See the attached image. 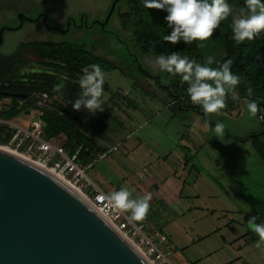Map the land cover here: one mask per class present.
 I'll use <instances>...</instances> for the list:
<instances>
[{"label": "rangeland", "instance_id": "obj_1", "mask_svg": "<svg viewBox=\"0 0 264 264\" xmlns=\"http://www.w3.org/2000/svg\"><path fill=\"white\" fill-rule=\"evenodd\" d=\"M235 1L232 5L234 12L245 3V0ZM111 3L112 0H0V32L6 29L2 34L0 54L10 55L20 44L31 41L69 43L83 46L115 64L116 69L103 70V112L91 114L84 108L74 110L69 102L78 96L68 90H62L60 86L54 87L51 102L48 104L53 110L59 109L60 117L72 120L83 134L97 142L96 159L87 164L89 168L85 171L89 179L96 182L95 174H101L111 183L117 184L119 176L127 174L137 184L140 178L132 170L135 167L133 161L137 160L136 152L128 151V142L124 144L121 141L114 146L108 157L104 155L105 147L107 143L116 141L117 136L135 128L134 125L130 127L127 124L126 129H123V120L126 119L123 115L132 114L133 106L143 112L141 117L137 118L136 126L142 125L138 127L137 134L132 139L136 136L142 137L146 132L151 133L155 123L165 129L161 122L165 113L162 111L163 99L167 93L161 85L167 86L169 77L166 71L154 66L155 56L141 54L135 44L132 29L123 28L119 14L129 10L130 6L126 1L116 7L107 25L101 26L108 16ZM41 15L45 16L48 27L42 20L33 21ZM80 15L86 16V25L75 27L71 22V26L67 27L68 18L79 24ZM21 16L24 22L20 27ZM158 28L164 36L171 33L166 22H158ZM116 37H119L122 43L118 42ZM219 46L218 37L213 36L202 42L201 48L206 53L205 57L213 56L215 61L224 55ZM217 50L218 53L215 52ZM22 61L24 64L19 66L18 73L43 70L38 64L39 58L28 49L22 50ZM139 63L152 76L144 75ZM169 99L172 98L169 96ZM245 99L251 100L243 98L238 110H222L221 115L213 114L207 119L195 110H190L188 114L184 112L192 130L204 143L199 156L203 158L201 163L209 166L211 162H216L218 170L209 171L210 178L203 175L202 181H198L195 187L201 197L194 198L192 203L200 208L199 210L184 214L163 211L159 214H147L150 221L156 227L164 228L169 237L171 260L174 264H226L237 258L235 250L229 249V242L234 236L242 234L244 227L248 230L247 221L256 216L257 223H264V163L251 142H241L227 136L229 134L243 139L263 129L258 113L255 118L249 116L243 103ZM148 101L153 109L147 112L143 109ZM3 103L10 105L12 101L5 99ZM36 120L34 114L23 112L11 122L23 128H30ZM217 121L226 125L225 134L218 138L213 130ZM122 137L120 136V139ZM145 144V148L139 147L138 151L146 152L150 144ZM0 147L9 148L8 145ZM115 147L116 150H113ZM9 149L15 150L14 147ZM18 150L19 154L26 156L23 152H27L29 147L25 145ZM116 186L118 188L119 185ZM124 187L127 188V185ZM135 193L134 198L141 196L136 189ZM257 238L259 239L258 236ZM233 245L237 248L235 242ZM263 255L262 249L254 245L251 250L241 254L244 261L236 264H264Z\"/></svg>", "mask_w": 264, "mask_h": 264}, {"label": "trees", "instance_id": "obj_2", "mask_svg": "<svg viewBox=\"0 0 264 264\" xmlns=\"http://www.w3.org/2000/svg\"><path fill=\"white\" fill-rule=\"evenodd\" d=\"M125 1L130 8L119 14L122 26L124 29H132L135 44L142 55L157 57L161 54L168 55L171 52H179L181 56H187L190 60L194 59L201 64L205 62L206 53L201 48L200 41H195L190 45H186L183 41L176 45L164 41V35L158 28V22L167 23L165 17L168 13L166 10L147 9L144 7L143 0H119L116 7ZM227 2L232 6L236 1L227 0ZM231 20L230 16L228 20L221 22L220 27L214 31L213 36L218 37L219 50L221 49L224 55L215 60L211 67H219L225 61L231 60L233 62L231 71L240 77V84L236 91L241 100L243 98L254 100L261 109L258 115L259 113L264 114V31L252 41L246 40L242 44H237L232 39ZM116 39L122 43L119 37ZM23 49L32 51L39 58L38 64L43 69L42 71L17 72L19 66L24 64L22 61ZM215 52L218 53V50ZM91 64H98L105 71L117 68L103 56L96 55L83 46L69 43L31 41L20 44L16 51L10 55L0 54V102L5 99L12 101V104L0 110V120L9 122L23 112L34 114L36 121H41L43 124L41 137L69 157L77 153L80 165L87 167V164L96 159L97 142L83 134L72 120L60 117L59 109L32 112L30 107L24 105L23 101L16 98L15 95L37 93L48 94L51 97L54 87L60 86L62 90H68L79 96L81 89L77 82L78 76L83 74V68ZM139 66L144 75L152 76L141 63ZM167 75L169 77V96L175 106L183 108L186 106V100H190L187 94L188 85L186 82H182L179 75L170 73ZM248 86L254 90L251 97H248L246 92ZM230 99L229 96L227 101ZM188 108L200 112L207 119L201 106L189 105ZM262 125L263 129L254 132L253 137L239 139L229 134L227 136L241 142H251L257 155L264 163V124ZM11 137L7 126L0 124V145H8Z\"/></svg>", "mask_w": 264, "mask_h": 264}, {"label": "water", "instance_id": "obj_3", "mask_svg": "<svg viewBox=\"0 0 264 264\" xmlns=\"http://www.w3.org/2000/svg\"><path fill=\"white\" fill-rule=\"evenodd\" d=\"M118 1L111 3L102 27ZM36 100L34 96L27 103ZM0 264L153 263L49 169L0 149Z\"/></svg>", "mask_w": 264, "mask_h": 264}, {"label": "clouds", "instance_id": "obj_4", "mask_svg": "<svg viewBox=\"0 0 264 264\" xmlns=\"http://www.w3.org/2000/svg\"><path fill=\"white\" fill-rule=\"evenodd\" d=\"M147 9L166 10L165 17L169 35L163 37L164 41L176 45L183 41L190 45L195 41L202 42L211 39L214 31L220 27L221 22L231 16L232 39L237 44L246 40H254L264 31V0H245L244 6L234 12L227 0H143ZM214 57L208 56L203 64L181 56L179 52L157 56L153 64L161 71L179 75L182 82H186L187 94L194 105L202 108L205 117L221 115L227 107V98L239 102L240 95L236 91L240 84V77L231 71L232 61L227 60L219 67H211ZM79 78L80 95L72 103L74 110L86 109L89 113L103 112L104 101L103 85L105 73L98 64H91L82 69ZM248 97L254 90L251 86L246 89ZM249 116L255 118L261 111L254 100L243 101ZM209 127L211 125L209 124ZM226 125L217 121L214 126L215 136L218 138L225 134ZM109 205L123 213H127L130 222L142 221L150 210L152 193L132 198V193L125 187L111 192L105 196ZM257 217L252 216L247 221V227L258 237L255 246L264 247V223H257Z\"/></svg>", "mask_w": 264, "mask_h": 264}, {"label": "crops", "instance_id": "obj_5", "mask_svg": "<svg viewBox=\"0 0 264 264\" xmlns=\"http://www.w3.org/2000/svg\"><path fill=\"white\" fill-rule=\"evenodd\" d=\"M161 87L167 93L163 99L162 111L165 113L163 121L161 122L165 129L163 130V128H160L161 126L155 123L153 128H151V133L146 132L142 137L136 136L135 139H132L137 134L138 127L142 125L136 126L137 120L141 117V112H143L142 110L139 111L137 106H133L135 109H132V114L125 115L122 113L125 116L124 118H126L123 120V129H126L125 126L127 124L130 127L134 125L135 128L130 129L129 132H125L124 135H120L123 136L121 139L120 136H117L116 141L107 143V147H105L104 155L108 157L113 152L112 148L114 146L121 143V141L124 144L128 142V151H131V153L136 152L137 160L133 161L135 167L132 170L136 172L140 178V182L136 184L127 174L119 176L122 181L119 182V180L117 184L111 183L106 176L101 174H95L94 180L97 183L90 180L106 195L118 191L126 185L127 189L132 193V198H134L133 194L135 193V189L141 196L149 192L152 193V200L150 201L151 207L148 213L159 214L162 211L166 213H190L196 209H200L192 203L194 202V198L199 199L201 197L195 190L198 181H202L203 175H207L210 178L209 175L211 176V173L209 171H217L218 165L216 162H211L209 166L201 163L203 158H199V156H201L200 154L203 151L204 143L197 136L196 132L192 130L191 123L188 121L189 119H187L186 113H184L187 112L188 114L193 109L188 108L189 106L187 105L183 108L175 106L172 99H169L168 85H161ZM240 101L236 102L232 99L226 101L227 107L224 110L227 112L238 110ZM149 102L143 109L144 111H152L153 106L150 108L152 104ZM154 107H156L155 104ZM145 143L150 144L146 152L138 151L139 147L144 146L145 148ZM94 164H96V161ZM116 185H119L118 188H116ZM137 223L143 225L145 232L149 235H155L156 233L166 235L164 228L161 226L156 227L150 221L148 215L144 220L138 221ZM257 241V235L249 228L247 230L244 227L242 234L234 236L233 240L229 242V249L232 251L235 250L237 258L228 261L226 264H236L237 262L244 261V257L241 254L246 250H251V247ZM234 242L237 248L233 245ZM261 249L264 253V247Z\"/></svg>", "mask_w": 264, "mask_h": 264}, {"label": "built area", "instance_id": "obj_6", "mask_svg": "<svg viewBox=\"0 0 264 264\" xmlns=\"http://www.w3.org/2000/svg\"><path fill=\"white\" fill-rule=\"evenodd\" d=\"M185 104L194 105L191 100H186ZM6 106L3 101L0 102V110ZM258 118L264 124V114L259 113ZM0 124L7 126L12 135L8 143L9 148L14 147V151L19 152V147L27 145L29 150L23 154L76 188L149 261L153 264H174L171 260L172 252L168 237L163 233L147 234L143 225L130 222L127 213L111 207L105 199L106 194L86 176L85 171L88 167L80 165L78 154L69 157L41 137L43 130L41 121H35L30 128L20 127L11 121L0 120ZM113 150H116V147Z\"/></svg>", "mask_w": 264, "mask_h": 264}, {"label": "flooded vegetation", "instance_id": "obj_7", "mask_svg": "<svg viewBox=\"0 0 264 264\" xmlns=\"http://www.w3.org/2000/svg\"><path fill=\"white\" fill-rule=\"evenodd\" d=\"M22 18V16H21ZM45 24V16L43 17V15H41L40 17H38L37 19H34L33 21H41ZM24 22V20H23ZM71 22L74 23V26L75 27H79V26H84L86 25V16L85 15H80L79 17V24H76V22L74 20H71L68 18V21H67V27H70L71 26ZM21 24V23H20ZM48 30H50V28H48ZM52 30H57L56 28H52ZM28 96V98L26 99H20L23 101V104L24 105H28L30 107L31 110H35V111H47V110H53V107L51 105H49L48 103L51 102V98L49 97L48 94H25ZM34 96H37L38 97V100L36 101H30L31 103H27V100L29 98H32ZM19 99V98H18ZM10 100V99H9Z\"/></svg>", "mask_w": 264, "mask_h": 264}, {"label": "bare ground", "instance_id": "obj_8", "mask_svg": "<svg viewBox=\"0 0 264 264\" xmlns=\"http://www.w3.org/2000/svg\"><path fill=\"white\" fill-rule=\"evenodd\" d=\"M0 149H4V150H7V151H10V152H13V153H15V154H17V155H19V156H21V157H23L24 159H26V160H28L29 162H31V163H33V164H36V165H38L36 162H34L31 158H29V157H26V156H23L22 154H19L18 152H16V151H14V150H12V149H9V148H4V147H0ZM53 173V172H52ZM54 174V173H53ZM55 175V174H54ZM55 176H57V175H55ZM60 179V178H59ZM61 180V179H60ZM61 181H63V180H61ZM64 182V181H63ZM64 183H66V182H64ZM67 185H69L71 188H73L77 193H79L82 197H84L76 188H74L73 186H71L70 184H68V183H66ZM85 198V197H84ZM86 199V198H85Z\"/></svg>", "mask_w": 264, "mask_h": 264}]
</instances>
